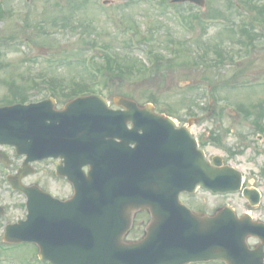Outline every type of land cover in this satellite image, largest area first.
Returning <instances> with one entry per match:
<instances>
[{
    "label": "rangeland",
    "instance_id": "rangeland-1",
    "mask_svg": "<svg viewBox=\"0 0 264 264\" xmlns=\"http://www.w3.org/2000/svg\"><path fill=\"white\" fill-rule=\"evenodd\" d=\"M249 1L255 2L246 3L249 9L239 16L226 0H206L205 13L216 14L217 21L206 22L204 28L195 25L188 31L176 20V9L166 6L169 0H0L7 10L0 17V105L16 101L13 97L23 90L25 98L33 101L48 96L52 85L64 86L70 92L72 82H95L82 63L89 47L102 44L143 63L146 48L163 50L167 56L176 52L172 60L142 69L139 75L122 78L104 70L103 81H96L93 87L107 98L128 95L139 103L149 101L151 96L156 109L168 113L179 126L189 118L196 119L191 131L204 140L208 158L221 156L226 164L242 171L246 183L264 188V133L254 130L252 116L242 115V106L264 103V37L260 36L264 28L253 22L259 35L246 48L230 38L231 28L239 32L246 19L255 18L253 5H264V0ZM199 9L189 3L178 4L177 8L184 16ZM126 29L133 31L130 40L126 39ZM145 36L146 43H141ZM128 43H135L132 51ZM206 45H210L208 57L201 54ZM90 49L95 51L98 66L101 50ZM215 56L222 59L216 61ZM66 97L59 94L56 98L62 102ZM38 170L33 181L56 194L67 193V188H57L56 182L47 181L44 164H39ZM6 190L2 189L0 202L13 205L9 212L15 217L20 213L16 207L19 198ZM183 199L204 212H211L223 201L239 206L237 201L202 191L185 194ZM145 220V215L136 218L129 239L140 234ZM28 247L19 245L7 251L0 247V261L5 252L8 257L18 255L23 263L31 264L36 254ZM11 261L15 264L14 259Z\"/></svg>",
    "mask_w": 264,
    "mask_h": 264
},
{
    "label": "water",
    "instance_id": "water-1",
    "mask_svg": "<svg viewBox=\"0 0 264 264\" xmlns=\"http://www.w3.org/2000/svg\"><path fill=\"white\" fill-rule=\"evenodd\" d=\"M189 1L204 5V0ZM114 101L124 110L107 109V102L95 95L71 100L62 110H54L52 99L0 107V142L21 147L20 123L27 121L29 128L22 129L33 143L49 141L33 149L35 157L67 158L66 138L80 130L87 139L82 160L91 166L88 175L75 182L70 200L59 201L37 188L25 189L27 219L9 227L6 238L34 241L40 257L54 264H181L194 258L253 264L252 254L244 253V239L250 232L264 235L261 226L251 230L234 214L223 211L212 217L195 215L178 200L181 190H192L197 182L214 190L234 189L239 174H235L237 183L226 185L232 170L212 166L187 127L176 128L171 118L155 113L150 104L141 106L125 97ZM78 107L84 110L75 112ZM212 160L221 163L220 157ZM155 202H160V209ZM138 208L149 209L155 220L141 240L126 242L123 237ZM162 215L177 219L173 228L155 229ZM189 220L198 229L195 236L203 248L184 250L175 245L176 232ZM167 258L171 262H165Z\"/></svg>",
    "mask_w": 264,
    "mask_h": 264
},
{
    "label": "trees",
    "instance_id": "trees-1",
    "mask_svg": "<svg viewBox=\"0 0 264 264\" xmlns=\"http://www.w3.org/2000/svg\"><path fill=\"white\" fill-rule=\"evenodd\" d=\"M241 6H242V2H240ZM252 11L256 14L255 18H251L250 20V24L248 26V28L243 24V27L239 26V32L235 33L233 32L232 29H230L231 34V38H235L237 37V35L242 34H247V37H249V39L251 37H253L254 34H258L253 30V26L251 25L252 21H260L263 25H264V5L258 6V5H253L252 6ZM233 12H235L236 14H238L239 16H242V13L240 11H238V9L236 8H232L231 9ZM219 14V13H217ZM204 16L206 18H214L216 17V14H211V13H204ZM186 20L188 21V24L190 27H193V25H198L204 28L203 22L201 20V17L199 16L198 12H192V10L190 11V13L187 15ZM237 41L242 42V39L240 38H236ZM102 48L104 50H108V51H104L103 53H101V57H98V70H100L101 72H103L104 74V70L107 73H110L112 76H120L122 78H126L132 74H137L139 75L141 73V70H146L149 69L144 63L143 64H138L137 58H134L132 56H130V54L126 53V52H121V51H116L114 52L113 50L108 49L107 47H105L104 45H102ZM210 49V45H206V48L201 49V54L205 57H208V50ZM217 51V50H214ZM214 53V52H213ZM178 55V53H176V56ZM200 55V54H199ZM220 58L216 57V61H219ZM162 60H172V58H165V56H163L162 54H157L155 56L154 59V63H153V67L158 66L160 64V62ZM93 64V63H92ZM94 65V64H93ZM76 88L71 87V90H74ZM80 89V88H79ZM87 87H83L81 88V90H86ZM87 90L93 91L92 88H89ZM25 90L22 91V94L19 95L20 98L23 97L25 98L26 94L24 92ZM76 92L78 91V89L75 90ZM151 96L148 97V99L152 100L155 102V99L150 98ZM243 112L246 115H250L252 111H250V109H245L244 107H242ZM260 111V112H259ZM255 112L256 117H261L264 116V110L261 108L260 110ZM169 112V111H168ZM259 115V116H258ZM257 123L256 121L254 122V124Z\"/></svg>",
    "mask_w": 264,
    "mask_h": 264
},
{
    "label": "flooded vegetation",
    "instance_id": "flooded-vegetation-1",
    "mask_svg": "<svg viewBox=\"0 0 264 264\" xmlns=\"http://www.w3.org/2000/svg\"><path fill=\"white\" fill-rule=\"evenodd\" d=\"M1 149H4L5 151L6 150H9V152H10V158H11L9 167L11 169H13V168H16L17 169L21 165V163H22V158L16 156L14 154L15 152H14L13 149H10V148H7V147H1ZM1 164L2 163L0 162V170H2ZM56 186H57V188H63L65 185L58 184ZM260 191H261V197L263 196V199H260V202L257 205H255V206L253 204H251L250 202H248V201H246L245 199L242 198V203L239 204V210H240L239 213H246V212L251 213L252 210L255 211V212L259 210L260 213L263 212V209H264V188H261ZM65 196H68V194H64L63 197H65ZM229 199L232 200L231 197ZM232 205L234 206V204H232ZM258 216L261 217L262 214H258ZM259 219H261V218H259ZM208 263L209 262H207V263H200V264H208ZM189 264H199V263H189Z\"/></svg>",
    "mask_w": 264,
    "mask_h": 264
}]
</instances>
